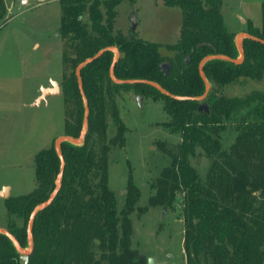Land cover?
<instances>
[{
	"label": "trees",
	"instance_id": "1",
	"mask_svg": "<svg viewBox=\"0 0 264 264\" xmlns=\"http://www.w3.org/2000/svg\"><path fill=\"white\" fill-rule=\"evenodd\" d=\"M179 7L184 15L180 39L168 46L175 52L167 58L159 45L135 35L113 33L120 0H59L60 32L76 44L75 66L101 50L116 47L115 65L119 80L143 79L159 83L171 94L189 97L178 100L147 84H121L112 80L110 69L116 57L106 51L82 69L84 96L89 109L88 128L80 144L63 141L65 169L53 203L36 217L34 249L27 264H148L132 246L133 222L139 189L130 177L124 207L119 210L109 187L108 166L111 145L122 144L127 127L115 104L120 88H134L155 101H163L170 120L164 125L179 132L181 142L153 188L143 213L151 207L173 209L180 192L185 218L187 264H264V92L246 97L220 96L207 84L226 86L245 77L264 75V2L262 26L249 21L243 39L241 62L237 36L228 30L222 13L223 0H163ZM102 6L106 10L104 19ZM88 12L90 27L83 21ZM6 15L0 0V20ZM166 63L170 69L163 68ZM63 93L76 106L74 122L65 136L79 138L84 126L85 101L75 72L63 84ZM206 107L200 110V106ZM111 106L117 134L108 139L107 110ZM234 136L225 148L223 138ZM228 135V136H229ZM200 147L212 160L204 181L190 162ZM36 188L26 195L5 201L13 219L7 226L28 248L27 224L34 207L56 189L61 160L55 144L35 157ZM100 251V257H97ZM0 264H21V254L12 241L0 233Z\"/></svg>",
	"mask_w": 264,
	"mask_h": 264
},
{
	"label": "rangeland",
	"instance_id": "2",
	"mask_svg": "<svg viewBox=\"0 0 264 264\" xmlns=\"http://www.w3.org/2000/svg\"><path fill=\"white\" fill-rule=\"evenodd\" d=\"M28 2L27 7L19 9L20 0H5L6 15L0 20V190L12 189V192L8 189L7 198L0 197V228L5 229L13 219L22 223L8 214L5 201L36 188V154L64 137L66 125L74 122L77 113L73 100L63 93L65 80L72 72L76 73L80 64L75 66L76 44L60 32L59 0ZM263 2L224 0L228 30L234 32L242 25L235 13H247L261 24ZM102 10L106 21L103 6ZM116 10L114 34L135 35L157 43L163 56L174 57L175 52L168 46L180 39L184 22L182 9L166 6L163 0H120ZM83 21L89 24L88 12L83 13ZM242 21L248 28L251 20ZM51 81L58 83L60 93L33 106L41 94V86L50 87ZM210 85L220 96L246 97L255 91H264V76L261 79L242 77L223 87ZM114 99L127 131L124 142L110 148L109 187L119 210L124 207L130 177L139 189L136 209L130 215L134 230L132 246L148 264L151 258L155 264H187L184 193L177 195L173 209L156 206L142 211L156 191L153 185L170 165L181 135L164 125L170 117L163 101H155L134 88H120ZM107 124L110 140L118 129L111 106L107 110ZM228 135L227 132L223 138L225 148L234 141V136ZM190 162L199 179L204 181L212 160L198 147ZM100 255L97 251V257ZM21 264H26L23 256Z\"/></svg>",
	"mask_w": 264,
	"mask_h": 264
},
{
	"label": "water",
	"instance_id": "3",
	"mask_svg": "<svg viewBox=\"0 0 264 264\" xmlns=\"http://www.w3.org/2000/svg\"><path fill=\"white\" fill-rule=\"evenodd\" d=\"M245 37H251L248 33H244V34H241L237 37V46L239 48V51L241 53V58L237 59V60H232V59H229L228 57H224V56H220L221 58H224V59H227V60H230V61H234V62H241L244 58V51H243V39ZM106 51H114L115 54H116V57L113 61V64L111 66V69H110V76L112 78V80H114L115 82L117 83H121V84H147V85H150L154 88H156L157 90H159L161 93H163L164 95L166 96H170L174 99H178V100H183V99H189V97H181V96H177V95H174V94H171L169 91H167L166 89H164L159 83L157 82H154V81H149V80H143V79H134V80H119L116 78L115 76V65L120 57V52L119 50L116 48V47H108V48H105L103 50H101L100 52H98L95 56H93L92 58H89L87 60H85L83 63H81L79 65V67L77 68L76 70V75H77V78H78V84H79V89H80V92L83 96V99L85 101V119H84V126H83V129L81 131V136L79 138H74V137H70V136H64V137H61V138H58L56 141H55V147H56V151L60 157V160H61V169H60V172L58 174V177H57V180H56V189L51 193V195L49 196V198L47 200H45L44 202L42 203H39L37 204L33 211L31 212L30 214V217H29V221H28V224H27V239H28V248H24L20 243L19 241L17 240V238L11 233L9 232V230L5 229V228H0V233L1 234H4L6 235L13 243V245L15 246V248L17 249V251L21 254V256L23 257H26L28 258L29 255L32 253L33 249H34V234H33V228H34V224H35V220H36V217L38 216V214L40 212H42L43 210H45L46 208H48L52 203L53 201L55 200L58 192H59V189H60V185H61V180H62V177H63V173H64V169H65V161H64V157L62 155V152H61V144L63 141H69L73 144H80L83 142L84 140V137L86 135V132H87V128H88V117H89V109H88V106H87V103H86V99H85V96H84V89H83V81H82V76H81V72H82V69L84 67H86L88 64L92 63L93 61L97 60L100 56H102ZM210 58H213V57H208L206 58L205 60L202 61L201 63V67H200V71H201V75L203 77V79L206 81V84H207V90H206V93L204 94V96L200 97V98H197V99H203L210 91V88H211V85L210 83L208 82V80L206 79L205 75H204V72H203V65H204V62ZM168 68V70L170 69V66L166 63L163 64V68ZM60 93V88H59V85L57 82L55 81H52L51 83V87H47V88H42L41 89V94L38 98V102H41L43 100H45L47 97H50V96H54V95H57ZM142 96L139 97L140 100H142ZM206 106L205 105H201L200 106V110L205 108ZM8 188H5L1 194V196H3L4 198H7L8 197ZM149 264H155V261L154 259H149Z\"/></svg>",
	"mask_w": 264,
	"mask_h": 264
},
{
	"label": "crops",
	"instance_id": "4",
	"mask_svg": "<svg viewBox=\"0 0 264 264\" xmlns=\"http://www.w3.org/2000/svg\"><path fill=\"white\" fill-rule=\"evenodd\" d=\"M27 7V6H26ZM19 9H24V7H21V6H19ZM223 9H224V0H223V6H222V13H223V17H224V22L226 21V16H225V14H224V12H223ZM236 14V17H237V19H239V21L241 22V26H240V28H238V29H236L233 33H236L237 34V37L239 36V35H241V34H244V33H247V28H246V23H243V21H242V19H244V20H251L252 22H253V24H254V26H256V27H261L262 26V23L260 24L258 21H254L253 20V18L252 17H250V15L249 14H247V13H243L242 15H240V14H238V13H235ZM225 25H226V23H225ZM227 26V25H226ZM228 28V27H227ZM264 76V75H263ZM52 82V81H51ZM47 87H49V86H46V87H44V86H41V88H47ZM51 87V86H50ZM260 92H264V91H260ZM49 98V97H48ZM47 98V99H48ZM47 99H45V100H47ZM37 102H38V100L34 103V104H32L33 106H35V105H40V104H37ZM42 103V102H41ZM5 188H8V189H10V192H12V189L11 188H9V187H4L2 190H0V197H1V192H3V190L5 189Z\"/></svg>",
	"mask_w": 264,
	"mask_h": 264
},
{
	"label": "built area",
	"instance_id": "5",
	"mask_svg": "<svg viewBox=\"0 0 264 264\" xmlns=\"http://www.w3.org/2000/svg\"><path fill=\"white\" fill-rule=\"evenodd\" d=\"M46 0H40V3H44ZM28 0H20V6L21 7H26L28 6ZM26 258V257H25ZM28 263V258H26V264ZM158 264H165L164 262H160Z\"/></svg>",
	"mask_w": 264,
	"mask_h": 264
}]
</instances>
